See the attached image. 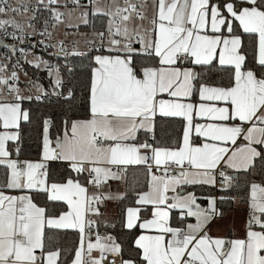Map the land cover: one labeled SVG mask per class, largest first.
Segmentation results:
<instances>
[{
	"label": "snow or ice",
	"instance_id": "obj_1",
	"mask_svg": "<svg viewBox=\"0 0 264 264\" xmlns=\"http://www.w3.org/2000/svg\"><path fill=\"white\" fill-rule=\"evenodd\" d=\"M0 264H264V0H0Z\"/></svg>",
	"mask_w": 264,
	"mask_h": 264
}]
</instances>
